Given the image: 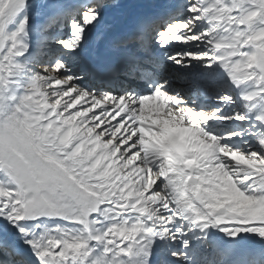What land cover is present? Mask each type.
<instances>
[{
  "label": "snow or ice",
  "instance_id": "1",
  "mask_svg": "<svg viewBox=\"0 0 264 264\" xmlns=\"http://www.w3.org/2000/svg\"><path fill=\"white\" fill-rule=\"evenodd\" d=\"M0 264H264V0H0Z\"/></svg>",
  "mask_w": 264,
  "mask_h": 264
},
{
  "label": "bare ground",
  "instance_id": "2",
  "mask_svg": "<svg viewBox=\"0 0 264 264\" xmlns=\"http://www.w3.org/2000/svg\"><path fill=\"white\" fill-rule=\"evenodd\" d=\"M70 2H71V0H70ZM124 2L134 3V2H137V0H124ZM107 27H108L107 24L103 25L100 29V32H103L104 30H106ZM100 43H102V42L99 41V33L94 34L92 37H90V44H89V48L87 50V54H88L89 59H91L92 55L99 50L98 47H99ZM178 86H180V85H178ZM145 115L147 116L149 114L147 112H145Z\"/></svg>",
  "mask_w": 264,
  "mask_h": 264
},
{
  "label": "rangeland",
  "instance_id": "3",
  "mask_svg": "<svg viewBox=\"0 0 264 264\" xmlns=\"http://www.w3.org/2000/svg\"><path fill=\"white\" fill-rule=\"evenodd\" d=\"M51 102V101H50Z\"/></svg>",
  "mask_w": 264,
  "mask_h": 264
}]
</instances>
